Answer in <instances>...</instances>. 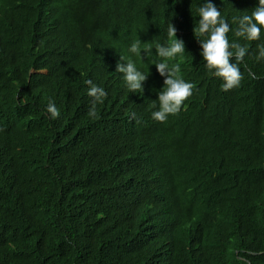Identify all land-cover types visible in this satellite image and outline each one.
Returning <instances> with one entry per match:
<instances>
[{"label": "trees", "instance_id": "obj_1", "mask_svg": "<svg viewBox=\"0 0 264 264\" xmlns=\"http://www.w3.org/2000/svg\"><path fill=\"white\" fill-rule=\"evenodd\" d=\"M210 2L248 48L229 91L194 34L205 0H0V264H264V28L236 35L259 0ZM169 23L194 88L159 122ZM87 80L107 93L96 118Z\"/></svg>", "mask_w": 264, "mask_h": 264}, {"label": "clouds", "instance_id": "obj_2", "mask_svg": "<svg viewBox=\"0 0 264 264\" xmlns=\"http://www.w3.org/2000/svg\"><path fill=\"white\" fill-rule=\"evenodd\" d=\"M197 11L199 20L194 27V34L202 48L201 55L206 62V68L210 74L223 81L221 84L222 91H229L238 87L243 79L239 64L248 53V48L239 43L229 42L227 33L231 30L230 25L221 18V12L210 0H205V3ZM234 22H236L235 19ZM238 24L236 30L238 37L248 41L259 40L261 29L264 28V0H259L258 6L253 9L251 15H243L239 18ZM177 31V28L169 23L167 45H157L156 48L157 54L164 60V62L155 63L157 71L164 77V87L159 91L157 99L159 108L152 112V118L159 122H165L170 115L178 114L184 102L193 94L194 85L182 78L180 64L170 65L168 63L169 60H174L178 54L185 52V42L178 39ZM198 37H206V39H199ZM257 48L256 60H264V43L258 44ZM129 50L139 56L141 54L140 43L133 42ZM145 52H150V49H145ZM233 58L235 63L232 62ZM124 59L123 56H120L116 72L124 74L127 87L131 92L140 91L143 89V83L148 79V76L137 70L131 60L123 62ZM86 83L89 85L88 95L93 98L88 116L96 118L97 104L103 103L107 93L102 87L94 84L92 80H87ZM152 107H156L155 103ZM46 112L50 114L52 119L60 116L59 109L51 101ZM133 116H135L134 113Z\"/></svg>", "mask_w": 264, "mask_h": 264}]
</instances>
